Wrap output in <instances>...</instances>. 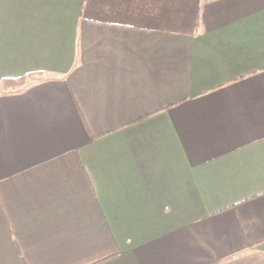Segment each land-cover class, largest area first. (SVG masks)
<instances>
[{
    "label": "crops",
    "instance_id": "0c3cea01",
    "mask_svg": "<svg viewBox=\"0 0 264 264\" xmlns=\"http://www.w3.org/2000/svg\"><path fill=\"white\" fill-rule=\"evenodd\" d=\"M0 264H264V0H0Z\"/></svg>",
    "mask_w": 264,
    "mask_h": 264
},
{
    "label": "trees",
    "instance_id": "16d2710c",
    "mask_svg": "<svg viewBox=\"0 0 264 264\" xmlns=\"http://www.w3.org/2000/svg\"><path fill=\"white\" fill-rule=\"evenodd\" d=\"M29 75H27L28 77ZM26 77L16 78V79H8V80H1V83L4 87L7 88H15L23 84V81Z\"/></svg>",
    "mask_w": 264,
    "mask_h": 264
},
{
    "label": "rangeland",
    "instance_id": "374dc122",
    "mask_svg": "<svg viewBox=\"0 0 264 264\" xmlns=\"http://www.w3.org/2000/svg\"><path fill=\"white\" fill-rule=\"evenodd\" d=\"M32 80H33V79H31V76H28L27 78L24 79L22 85H20V86H18V87H15V88H12V89H18V88H20V87H23V86L26 85L27 83H30ZM3 89L5 90L6 88L4 87V85H3L2 83H0V92H1ZM7 89H11V88L9 87V88H7Z\"/></svg>",
    "mask_w": 264,
    "mask_h": 264
}]
</instances>
